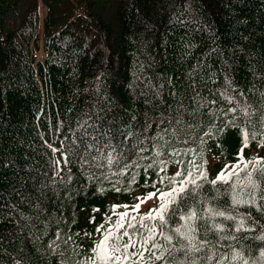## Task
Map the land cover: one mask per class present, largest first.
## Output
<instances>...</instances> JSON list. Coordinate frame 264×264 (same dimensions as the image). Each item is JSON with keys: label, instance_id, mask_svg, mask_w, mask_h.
I'll use <instances>...</instances> for the list:
<instances>
[{"label": "snow or ice", "instance_id": "1", "mask_svg": "<svg viewBox=\"0 0 264 264\" xmlns=\"http://www.w3.org/2000/svg\"><path fill=\"white\" fill-rule=\"evenodd\" d=\"M196 30L208 47L197 53L181 37L178 74L153 78L140 64L128 87L141 107L124 108L97 86L91 111L69 107L53 120L36 110L28 138L0 119V264H264V157L244 154L258 133L264 144V50L249 35L225 48L210 25ZM242 57L251 77L243 86ZM230 129L240 138L234 162L210 177L206 145L222 148ZM141 187L151 190L111 204L94 233L83 232L90 246L77 243L80 198Z\"/></svg>", "mask_w": 264, "mask_h": 264}, {"label": "trees", "instance_id": "2", "mask_svg": "<svg viewBox=\"0 0 264 264\" xmlns=\"http://www.w3.org/2000/svg\"><path fill=\"white\" fill-rule=\"evenodd\" d=\"M43 2L46 14L41 16V0H0V33L8 41L0 42V119L9 122L23 138L33 134L35 111L41 107L53 120L57 110L63 119V112L69 107L76 113L91 111L97 86L102 94L106 92L124 108L141 107L131 99L128 87L140 64L146 66L145 73L153 78L156 74H178L183 70L179 62L181 37L197 43V53L208 47L209 37L196 30L197 22L210 25L218 43L225 48L242 43L239 34H243L251 37L249 46L257 53L264 50V11L260 0ZM238 20L247 23L241 25ZM41 48L47 57L45 62L32 58ZM149 64L151 67H147ZM235 78L242 86L251 78L243 57ZM9 84L11 87H7ZM39 130L48 139L43 116ZM239 139L236 131L230 129L221 141L222 148L208 142L204 157L215 164L213 169L209 168L210 177L226 162H234ZM259 140L258 133L257 140L245 148L246 158L255 157L253 151L263 145ZM53 146L59 147V142ZM260 157H264V150ZM150 190L141 187L130 193L107 191L102 196L89 193L80 198L75 211L77 223L71 229L81 232L75 238L77 243L90 246L91 239L83 232L94 233L95 225L101 223L111 204H132L134 196ZM96 205L100 211L93 213L92 207ZM92 215L96 220L89 224L88 217Z\"/></svg>", "mask_w": 264, "mask_h": 264}, {"label": "rangeland", "instance_id": "3", "mask_svg": "<svg viewBox=\"0 0 264 264\" xmlns=\"http://www.w3.org/2000/svg\"><path fill=\"white\" fill-rule=\"evenodd\" d=\"M42 13H43V16H44V14H46V10H45V8H43ZM41 18H42V20L44 19V17H41ZM42 20H41V22H42ZM231 140H232V138H231ZM213 164H214V163H212L211 168H212ZM141 211H146V208H144V207L142 206Z\"/></svg>", "mask_w": 264, "mask_h": 264}]
</instances>
